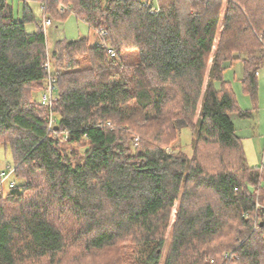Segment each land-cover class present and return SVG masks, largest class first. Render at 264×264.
I'll use <instances>...</instances> for the list:
<instances>
[{
	"label": "trees",
	"instance_id": "trees-1",
	"mask_svg": "<svg viewBox=\"0 0 264 264\" xmlns=\"http://www.w3.org/2000/svg\"><path fill=\"white\" fill-rule=\"evenodd\" d=\"M38 1L44 17L104 34L48 51L43 19L0 0V145L14 177L0 264H264V165L246 162L229 113H251L223 79L241 61L256 98L264 0ZM185 127L190 158L176 145Z\"/></svg>",
	"mask_w": 264,
	"mask_h": 264
},
{
	"label": "rangeland",
	"instance_id": "rangeland-1",
	"mask_svg": "<svg viewBox=\"0 0 264 264\" xmlns=\"http://www.w3.org/2000/svg\"><path fill=\"white\" fill-rule=\"evenodd\" d=\"M7 2L13 8L15 19L22 17L25 3L31 10L35 20H42L44 17L42 6L38 0H7ZM45 16L50 19L52 24L45 27L44 30L48 51H52L56 40L63 38L67 40L87 38L91 45L101 43L100 32L89 28L83 20L76 19L71 13L61 20H57V18L48 14ZM34 29L35 25L33 21L26 24L28 32H32ZM241 76L242 64L239 60L228 66L223 73V79L230 81L232 84L238 109L250 112L251 116L240 117L236 112H231L229 113V117L234 124L236 134L241 138L247 164L250 167L258 168L264 165V66L258 70V91L256 98L242 91ZM42 89L44 88L42 87ZM193 138V134L189 128L185 127L178 131L176 145L188 158L192 155ZM12 163L11 154L0 145V169L1 171L3 170L2 172L8 174V177L4 179L3 184L0 186V194H6L8 185L14 183L12 182L14 177L11 175L13 171ZM64 219L61 218L62 224L66 222ZM68 226H71V223L67 225V229L73 234V228L69 229ZM84 261L87 262L86 260Z\"/></svg>",
	"mask_w": 264,
	"mask_h": 264
},
{
	"label": "built area",
	"instance_id": "built-area-1",
	"mask_svg": "<svg viewBox=\"0 0 264 264\" xmlns=\"http://www.w3.org/2000/svg\"><path fill=\"white\" fill-rule=\"evenodd\" d=\"M45 6H42V10L44 11ZM57 11L59 13H64L65 11H67V7L65 5L59 4L57 7ZM51 21L50 19L44 17L43 18V26L47 27V26H51ZM104 33L101 31L100 35L102 36ZM54 82L55 80L48 76V78H46V80L43 82V93L40 97V103L42 105H46L49 106L51 104V101L53 99V94H54ZM8 177V174H6L5 172L1 173V179H0V186L3 184L4 179H6Z\"/></svg>",
	"mask_w": 264,
	"mask_h": 264
},
{
	"label": "crops",
	"instance_id": "crops-1",
	"mask_svg": "<svg viewBox=\"0 0 264 264\" xmlns=\"http://www.w3.org/2000/svg\"><path fill=\"white\" fill-rule=\"evenodd\" d=\"M26 4V3H25ZM27 5V4H26ZM89 40V39H88ZM257 75H258V73H257Z\"/></svg>",
	"mask_w": 264,
	"mask_h": 264
}]
</instances>
